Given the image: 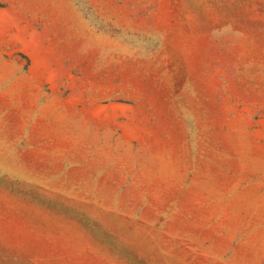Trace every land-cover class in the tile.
Masks as SVG:
<instances>
[{"label":"rangeland","instance_id":"obj_1","mask_svg":"<svg viewBox=\"0 0 264 264\" xmlns=\"http://www.w3.org/2000/svg\"><path fill=\"white\" fill-rule=\"evenodd\" d=\"M0 264H264V0H0Z\"/></svg>","mask_w":264,"mask_h":264}]
</instances>
